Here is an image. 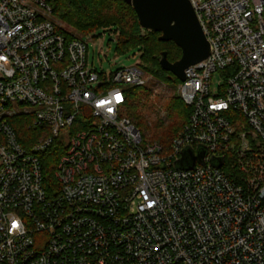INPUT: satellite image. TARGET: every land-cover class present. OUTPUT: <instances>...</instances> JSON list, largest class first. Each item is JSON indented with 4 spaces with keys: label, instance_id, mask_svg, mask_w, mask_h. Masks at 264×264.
Segmentation results:
<instances>
[{
    "label": "built area",
    "instance_id": "obj_1",
    "mask_svg": "<svg viewBox=\"0 0 264 264\" xmlns=\"http://www.w3.org/2000/svg\"><path fill=\"white\" fill-rule=\"evenodd\" d=\"M190 1L212 53L166 147L126 114L142 62L100 73L46 0H0V264H264V0Z\"/></svg>",
    "mask_w": 264,
    "mask_h": 264
},
{
    "label": "trees",
    "instance_id": "obj_2",
    "mask_svg": "<svg viewBox=\"0 0 264 264\" xmlns=\"http://www.w3.org/2000/svg\"><path fill=\"white\" fill-rule=\"evenodd\" d=\"M52 7L53 18L71 22L82 32H90L99 27L116 26L120 32L119 47L143 48L142 62L159 77L166 79L168 73L162 69L160 58L166 51L168 60L175 62L182 56L181 49L174 42L159 40V33L144 30L139 23L134 8L124 0H46ZM64 31L70 34L64 29ZM74 36V34H70ZM76 36V35H75ZM168 78V77H167ZM175 81L178 78L175 77ZM133 90V89H132ZM171 97L166 105V116L162 120H151L146 115L144 104L131 98L126 106V114L142 131L144 137H151L169 147L174 137L189 119L191 109L183 100ZM147 108V107H146ZM186 121V122H185ZM57 148H49L42 157L47 184H55L54 169L59 159Z\"/></svg>",
    "mask_w": 264,
    "mask_h": 264
},
{
    "label": "water",
    "instance_id": "obj_3",
    "mask_svg": "<svg viewBox=\"0 0 264 264\" xmlns=\"http://www.w3.org/2000/svg\"><path fill=\"white\" fill-rule=\"evenodd\" d=\"M130 4L139 19L140 26L149 32L159 33V40L174 42L182 51L179 60H168L167 52L161 54L160 65L163 70L172 73L181 82L186 80V70L200 63L212 53L198 15L190 0H124ZM207 147L200 146L197 152L188 147L176 167L192 169L197 162L204 163ZM224 159H212V163L221 166Z\"/></svg>",
    "mask_w": 264,
    "mask_h": 264
},
{
    "label": "rangeland",
    "instance_id": "obj_4",
    "mask_svg": "<svg viewBox=\"0 0 264 264\" xmlns=\"http://www.w3.org/2000/svg\"><path fill=\"white\" fill-rule=\"evenodd\" d=\"M53 19L70 34L84 36L89 41V61L100 73L104 71L110 74L119 69L139 65L142 62L143 48L141 45L129 46L125 50L120 49V32L116 26L99 27L86 33L71 22L55 17ZM142 68L145 72L146 83L141 87L134 88L131 98L138 99L144 104L146 115L151 120H162L166 116V105L171 97L177 98L176 103L183 100L180 94L181 81H175V76L172 73L165 75L166 79L159 77L143 62ZM215 78L218 79L219 74ZM183 126L179 128V131ZM145 139L153 141L151 137H145Z\"/></svg>",
    "mask_w": 264,
    "mask_h": 264
}]
</instances>
